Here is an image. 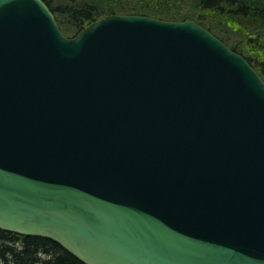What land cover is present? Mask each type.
Here are the masks:
<instances>
[{"label": "water", "instance_id": "1", "mask_svg": "<svg viewBox=\"0 0 264 264\" xmlns=\"http://www.w3.org/2000/svg\"><path fill=\"white\" fill-rule=\"evenodd\" d=\"M0 229L85 264H264V81L191 19L66 36L0 0Z\"/></svg>", "mask_w": 264, "mask_h": 264}, {"label": "trees", "instance_id": "2", "mask_svg": "<svg viewBox=\"0 0 264 264\" xmlns=\"http://www.w3.org/2000/svg\"><path fill=\"white\" fill-rule=\"evenodd\" d=\"M43 1L65 35L70 32L74 35L109 13L145 14L166 20L192 19L242 54L264 81V0ZM0 264L85 263L50 238L0 229Z\"/></svg>", "mask_w": 264, "mask_h": 264}, {"label": "rangeland", "instance_id": "3", "mask_svg": "<svg viewBox=\"0 0 264 264\" xmlns=\"http://www.w3.org/2000/svg\"><path fill=\"white\" fill-rule=\"evenodd\" d=\"M72 32H70V34H66V35H68V36H71L72 34H71ZM231 41V40H230ZM231 42H233V41H231Z\"/></svg>", "mask_w": 264, "mask_h": 264}]
</instances>
